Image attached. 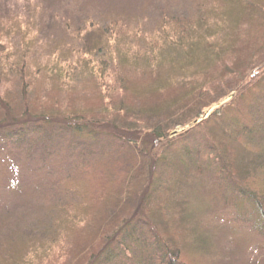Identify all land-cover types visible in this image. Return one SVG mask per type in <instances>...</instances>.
Instances as JSON below:
<instances>
[{
    "label": "trees",
    "instance_id": "obj_1",
    "mask_svg": "<svg viewBox=\"0 0 264 264\" xmlns=\"http://www.w3.org/2000/svg\"><path fill=\"white\" fill-rule=\"evenodd\" d=\"M110 1L88 0L76 20L51 14L45 0L0 14V39L12 47H0V154L43 145L64 166L46 223L17 254L2 250L0 264H33L31 252L42 249L68 264H192L182 254L192 245L176 232L187 225L194 246H209L211 228L197 230L187 186L210 171L199 163L204 151L218 187L241 199L238 210L248 205L264 236V91L249 104L252 124L226 116L229 107L199 121L231 93L264 84V0H190L178 11L164 2L154 24L145 7L133 10L140 0ZM54 21L66 37L42 44L40 64L31 57ZM69 60L86 66L94 85H80L91 88L63 77ZM14 85L21 94L12 98ZM230 156L248 158L247 172L233 174Z\"/></svg>",
    "mask_w": 264,
    "mask_h": 264
},
{
    "label": "rangeland",
    "instance_id": "obj_2",
    "mask_svg": "<svg viewBox=\"0 0 264 264\" xmlns=\"http://www.w3.org/2000/svg\"><path fill=\"white\" fill-rule=\"evenodd\" d=\"M29 1L31 0H0V14L3 15L7 10L13 11L17 7L24 9V6H26ZM87 1L88 0H45V3L49 7L51 14L60 15V19L64 18L65 20L69 18L73 20L71 18L74 17L76 20L77 16L84 12L82 10L88 5ZM164 2L168 7L170 6L169 9L175 8L176 11L179 9L187 10L190 7V3H192L190 0H140L137 2L138 7L136 5L137 8L134 9L133 7V10L139 12L141 7H145L150 22L154 24L159 16V9L165 6ZM111 4V1L108 0V8L114 6ZM156 4L158 7L155 9ZM64 28L61 22L54 21L53 24L47 28L48 32H40L37 44L38 47L33 53L34 57H31V59H35L40 64L45 63L48 54L46 50L42 49V44H46L44 43L45 41L47 42L52 39L63 40L64 37H66ZM0 41L1 48L4 50L12 49L10 38L3 37ZM5 53L7 52L5 51ZM103 63H105L103 66L105 69L108 61L102 62L101 65H103ZM61 68H63L62 75L64 78L67 77L65 74H68L75 80L74 84L78 83V91L83 90L81 87H90L81 86L80 84L94 85V82L83 79L84 74L82 72H84L83 69L86 68L83 63L77 60H69L67 64H62ZM101 79L102 78H100V80ZM87 90L91 93L90 95H92V90ZM262 91H264V84L256 85L253 90L242 96L231 93L224 100L215 104L210 110L202 114L199 121L208 120L215 111L229 107L227 108L228 110L225 111L227 112L226 116L241 117V126H244V124H252V116L249 114V104L254 103L256 97L258 98ZM10 93L11 95L8 96H12V98L21 94V86L14 85ZM50 99L51 98H48L47 102ZM29 100L31 101L32 98ZM14 106L17 105L14 104ZM17 107H20L21 111V104ZM230 119L231 118H229V120ZM208 126L215 127V123H210ZM208 130L209 129L205 132L208 133L212 131ZM177 131L181 132L179 127ZM142 135L144 136L146 133H142ZM252 142L256 143V141ZM221 143L229 144V140L224 139ZM21 145L22 144L15 145L13 149L9 148L7 152H4L3 156L0 154V209L2 206L4 208V210L2 211L1 209L2 212H0V253L3 250L4 254H17V251L22 249L20 244H22V242L26 243L28 240L26 237H28L30 233L38 231L39 228L46 223V208L49 209L50 206L54 205L56 200H58L56 197L58 192L56 181L61 178L62 169L64 168V166L61 167V163H58L61 162V157L58 156V150L54 151L53 149L52 152L50 149V152L46 153L43 145L37 146L27 143L22 149H19ZM254 153L257 152L255 151ZM31 154L35 155L33 159ZM36 157L40 165L34 161ZM49 158L51 160H48ZM233 159L234 157L232 156L227 157V163L233 165V174L238 176L242 170L247 172L248 169H245V167L247 166L246 161L248 158L245 157V159H241L237 157V159ZM45 160H48L50 163H43ZM40 161L43 164H41ZM174 161H176V157ZM199 163L207 167L210 171L203 177H193L192 181L189 180L191 184L189 185L188 183L187 186L193 194V198L190 197L192 200L191 209L195 211V218H199L197 230L198 227L199 230H207L210 227V236H208V241L210 243L208 248L204 250L200 249L199 246H194L197 245V243L194 242V237L193 239L191 238L192 230L186 229L188 227L187 225L183 227L182 224H180L178 229L183 231L184 235L179 232H176V235L178 237L181 235L186 238L189 245L191 244L193 248L190 251L191 253L186 248L184 251H186L187 254L182 252L183 257H188L192 264H264V236L259 233L258 230L254 229L250 222L251 211L248 205L243 203L238 210L236 204H238V202L240 203L241 199H238L237 202V198L235 197L236 201H234L230 194H225L221 187H218L220 181L215 177L213 179L212 173L214 174V168L208 161L205 151ZM253 164L259 167L262 163L257 164L256 160V162L253 161ZM12 173L19 176L17 177V181L20 182L18 188L14 190L10 188V184L16 179ZM238 211L241 214V218L237 219L236 215ZM230 217H232V219ZM175 231L177 230L175 229ZM31 253V260L29 259L28 261L33 264H68V261L65 262V258L57 251L45 252L44 249H42ZM26 262L27 261L23 262V264H26Z\"/></svg>",
    "mask_w": 264,
    "mask_h": 264
}]
</instances>
